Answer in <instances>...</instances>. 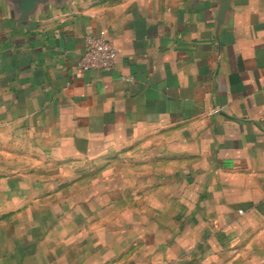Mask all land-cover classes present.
<instances>
[{
  "label": "crops",
  "instance_id": "obj_1",
  "mask_svg": "<svg viewBox=\"0 0 264 264\" xmlns=\"http://www.w3.org/2000/svg\"><path fill=\"white\" fill-rule=\"evenodd\" d=\"M99 31L115 65L76 70ZM263 112L264 0H42L30 11L0 0V264H159L245 243L264 253ZM21 147H55L59 162L128 153L140 185L124 227L138 233L124 241L137 246L116 256L108 230L83 248L81 229L68 239L63 221L36 219L19 199L34 184H18L33 169L11 172ZM98 244L110 254L91 259Z\"/></svg>",
  "mask_w": 264,
  "mask_h": 264
},
{
  "label": "rangeland",
  "instance_id": "obj_2",
  "mask_svg": "<svg viewBox=\"0 0 264 264\" xmlns=\"http://www.w3.org/2000/svg\"><path fill=\"white\" fill-rule=\"evenodd\" d=\"M14 152L18 153L19 163L10 164L13 167L11 172L15 176L19 173L20 177L23 171L33 169L34 172L33 181L25 178L20 179L18 184L20 187H31V183L34 184L33 195L22 194L19 199L20 204L27 202L34 204L36 219L51 221L53 226L57 225L54 223L63 221L62 228H65L68 239L80 235L81 229L83 248L90 246L94 237L106 239L108 230L109 234L114 230L115 240L109 246L115 247L116 256L129 245L137 246L133 244L135 242L133 238L125 243L129 235L136 237L138 233L137 228L124 227L126 216L136 220L138 212L125 211L123 205L124 203L138 205L137 195L126 194L132 188L137 191L140 185L137 179L130 178V168H138L139 165H131L133 161L128 160V153L120 151L113 158L105 156L93 161L77 159L75 156L72 157L73 155L69 157L67 154L68 159L59 162L58 158L64 157V152L60 153L55 147H50L49 152L25 147ZM135 153H132V156L138 155ZM31 156L36 158L34 162L28 160ZM5 164L4 167H9V162L8 166ZM26 214L27 212H20L19 218H24ZM51 231L52 234H58L57 227ZM98 245H100L98 252L94 247L95 254H89L88 257L91 259L92 256L110 254V250L102 248V244ZM252 249L251 245L246 243L228 245L222 252L217 248L210 253L200 252L194 256L191 254L184 261L165 260L159 264H258V261L264 263V253H256ZM252 254L258 256V259H252ZM126 261L122 257L119 263L126 264Z\"/></svg>",
  "mask_w": 264,
  "mask_h": 264
},
{
  "label": "built area",
  "instance_id": "obj_3",
  "mask_svg": "<svg viewBox=\"0 0 264 264\" xmlns=\"http://www.w3.org/2000/svg\"><path fill=\"white\" fill-rule=\"evenodd\" d=\"M117 55L118 48L104 32H90L85 36L84 50L75 64V69H108L115 65ZM260 120L264 128V112Z\"/></svg>",
  "mask_w": 264,
  "mask_h": 264
},
{
  "label": "water",
  "instance_id": "obj_4",
  "mask_svg": "<svg viewBox=\"0 0 264 264\" xmlns=\"http://www.w3.org/2000/svg\"><path fill=\"white\" fill-rule=\"evenodd\" d=\"M42 0H22V6L25 11H30L34 5ZM229 0H222V7L224 8L228 4Z\"/></svg>",
  "mask_w": 264,
  "mask_h": 264
}]
</instances>
